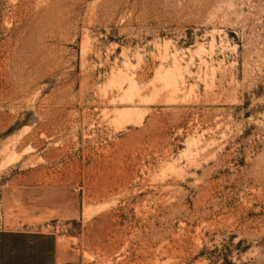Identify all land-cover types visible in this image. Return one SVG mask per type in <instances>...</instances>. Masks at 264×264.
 <instances>
[{
	"label": "rangeland",
	"instance_id": "374dc122",
	"mask_svg": "<svg viewBox=\"0 0 264 264\" xmlns=\"http://www.w3.org/2000/svg\"><path fill=\"white\" fill-rule=\"evenodd\" d=\"M264 264V0H0V264Z\"/></svg>",
	"mask_w": 264,
	"mask_h": 264
},
{
	"label": "crops",
	"instance_id": "0c3cea01",
	"mask_svg": "<svg viewBox=\"0 0 264 264\" xmlns=\"http://www.w3.org/2000/svg\"><path fill=\"white\" fill-rule=\"evenodd\" d=\"M4 264H19L18 262H15V260L13 259L12 262H7V263H4Z\"/></svg>",
	"mask_w": 264,
	"mask_h": 264
}]
</instances>
